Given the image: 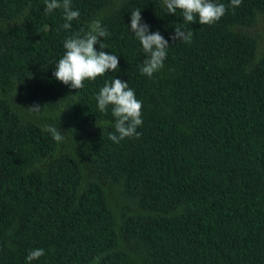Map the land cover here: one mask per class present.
Wrapping results in <instances>:
<instances>
[{
	"label": "trees",
	"instance_id": "trees-1",
	"mask_svg": "<svg viewBox=\"0 0 264 264\" xmlns=\"http://www.w3.org/2000/svg\"><path fill=\"white\" fill-rule=\"evenodd\" d=\"M215 2L225 15L202 25L163 0H72L64 29L45 0H0V264L36 248L31 264H264V0ZM137 9L169 42L151 77ZM93 20L119 68L72 89L53 73ZM114 78L142 102L139 138L120 143L96 100Z\"/></svg>",
	"mask_w": 264,
	"mask_h": 264
},
{
	"label": "clouds",
	"instance_id": "clouds-1",
	"mask_svg": "<svg viewBox=\"0 0 264 264\" xmlns=\"http://www.w3.org/2000/svg\"><path fill=\"white\" fill-rule=\"evenodd\" d=\"M232 7H238L242 0H230ZM168 13L175 14L177 9L182 11L184 23H193L197 17L199 23L211 25L219 21L226 13L227 8L223 3L215 0H163ZM45 13H51L56 9L63 10L64 29L71 28V22L79 18V11L73 10L72 0H45ZM130 29L140 41L146 59L142 62L141 73L151 77L164 66L167 58L168 40L159 32H150V26L142 22L141 11L134 10L131 13ZM108 32L99 20H93L88 30L67 38L64 42L65 53L56 64L53 73L55 78L72 89H80L85 80H96L98 76L104 75L110 70L115 72L119 68V59L115 54H109L103 49L107 44L100 42V37H106ZM174 41L190 43L192 32L184 28V24H177L172 36ZM99 43L100 51L96 50ZM97 106L100 112H106L112 105V115L115 118V131L109 133V139L114 143H120L125 138H139L137 131L142 126V102L136 98L135 92L128 82L114 78L105 82L96 96ZM33 111H40L39 105L31 107ZM50 133L52 138L60 143L64 136L62 132L48 126L44 129ZM45 255L43 248L31 250L26 257L29 264Z\"/></svg>",
	"mask_w": 264,
	"mask_h": 264
},
{
	"label": "rangeland",
	"instance_id": "rangeland-1",
	"mask_svg": "<svg viewBox=\"0 0 264 264\" xmlns=\"http://www.w3.org/2000/svg\"><path fill=\"white\" fill-rule=\"evenodd\" d=\"M264 27V25H262V28Z\"/></svg>",
	"mask_w": 264,
	"mask_h": 264
}]
</instances>
